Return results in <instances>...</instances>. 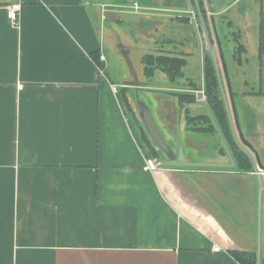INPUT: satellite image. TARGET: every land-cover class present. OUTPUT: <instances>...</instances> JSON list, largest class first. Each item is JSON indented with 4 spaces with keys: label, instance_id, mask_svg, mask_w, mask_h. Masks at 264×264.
Listing matches in <instances>:
<instances>
[{
    "label": "crops",
    "instance_id": "obj_1",
    "mask_svg": "<svg viewBox=\"0 0 264 264\" xmlns=\"http://www.w3.org/2000/svg\"><path fill=\"white\" fill-rule=\"evenodd\" d=\"M104 1L120 4L0 0V264H240L230 251L256 256L258 244L264 264V189L252 170L144 168L101 59ZM237 3L214 6L246 49L245 71L229 66L225 92L239 144L264 166V0ZM127 35L146 53L154 46L137 30ZM185 131L195 162H228L219 150L206 159Z\"/></svg>",
    "mask_w": 264,
    "mask_h": 264
},
{
    "label": "flooded vegetation",
    "instance_id": "obj_2",
    "mask_svg": "<svg viewBox=\"0 0 264 264\" xmlns=\"http://www.w3.org/2000/svg\"><path fill=\"white\" fill-rule=\"evenodd\" d=\"M182 7L169 8L164 4L153 9L159 13L170 12L169 21L191 23L194 29L196 42L193 52L178 40L166 37L164 32L154 30L150 35H143L153 42V47L148 50L147 55L142 57V64L145 65V78L151 82L164 83V92L172 97L177 105V110L181 112L180 120L188 126L193 133L216 132L213 124L219 126L221 134L224 135V141L230 142L228 131H225L223 122L217 117L214 109L213 99L206 92L207 74H212L210 79L215 83V95L220 108H224L220 87L217 76L220 78L222 88L226 91L231 90V79L229 77V66L234 63L235 66L244 70L247 60L245 56V46L238 41V36L233 30V21L230 16L224 12L217 14L214 12V6L221 4L223 6L231 3L233 0H182ZM240 3L235 4L236 6ZM134 11L139 10L136 1H133ZM226 8H229L226 6ZM227 10V9H226ZM171 12H174L171 14ZM142 19V18H141ZM167 20V21H168ZM141 21V20H140ZM137 33L140 34L137 29ZM141 35V34H140ZM187 35V33H186ZM179 37V36H177ZM181 45V46H180ZM192 58V67H190ZM190 55V56H189ZM215 64L218 69L216 73ZM233 64V65H234ZM245 64V65H244ZM245 71V70H244ZM158 72H164V81L162 75ZM209 72V73H208ZM192 76V78L188 76ZM157 79L159 81H157ZM160 89V88H158ZM228 98V97H227ZM205 101L208 111L205 110L201 101ZM198 102L199 108L195 109L194 103ZM193 105V107H192ZM190 108L193 110H190ZM179 120V122H181ZM231 144V142H230ZM228 148V144H227ZM229 150V149H228ZM223 152V148L219 149ZM233 160L245 156L239 150L229 151ZM241 153V154H240ZM240 154V156H238Z\"/></svg>",
    "mask_w": 264,
    "mask_h": 264
},
{
    "label": "water",
    "instance_id": "obj_3",
    "mask_svg": "<svg viewBox=\"0 0 264 264\" xmlns=\"http://www.w3.org/2000/svg\"><path fill=\"white\" fill-rule=\"evenodd\" d=\"M100 6L101 15L98 28H100L102 33V54L106 61H109L111 60V58H113L118 62L121 73H119L118 86H116V89H126L125 95L128 104L130 105L131 111L136 121L138 122L139 127L145 134L150 146L157 154V157L154 159L158 162V165L180 169L207 166L234 168L236 166V162L233 160L227 148V144L223 138L224 135L221 134L220 128L216 124H213V128L214 130H216L217 134L220 135V138L224 143V147L222 146L223 154H225L226 158H228V162H195L194 159H192L193 155L188 156L185 146L187 140L185 130H189L188 126H186L183 122L173 127L171 125H168V122H166V120L162 117L160 113L161 106L158 105V102H156L153 96L154 94L152 93V91L154 92L156 90H159L158 84H153L152 82L147 80L144 75V64H142L141 59L143 56H145V54L147 55V53L144 48L141 49L139 44H134V39L131 36L127 35L129 34L130 29H128L127 27L120 28L116 23L118 21L128 22L129 18V21L136 20V17L134 18V15L136 13H134L132 4L125 3L121 5L113 3L112 1H104L100 2ZM226 6H228V4L223 7L226 8ZM141 11L138 10L137 12H157L155 10ZM126 14L130 15V17L126 18ZM138 20L139 18H137L136 21ZM132 30L135 32L137 29ZM118 31H120L119 36ZM115 32L116 34H118L115 35ZM215 69L216 73H218L216 64ZM217 79L220 87V94L224 106L225 117L227 119V125L231 132V139L234 141L235 146L238 147L247 156V159L251 165L250 170H252L256 175V179L258 181V192L259 195H261L264 189L262 177L264 175V166L260 164L258 158L255 156V153H249L239 144V141L237 139L238 125L236 124V118H234L235 108L233 96L231 94H226L225 90L221 86L219 76H217ZM159 85H161L159 88H167L163 84ZM201 103L204 106L205 110L208 111L206 102L203 100L201 101ZM193 105H196L194 107L195 109H197V107L199 106L198 102L194 103ZM175 106L176 104L173 103V107ZM190 110H193V108H190ZM211 145L215 150H217L215 147L216 143H213ZM256 264H260L259 244L257 247Z\"/></svg>",
    "mask_w": 264,
    "mask_h": 264
},
{
    "label": "rangeland",
    "instance_id": "obj_4",
    "mask_svg": "<svg viewBox=\"0 0 264 264\" xmlns=\"http://www.w3.org/2000/svg\"><path fill=\"white\" fill-rule=\"evenodd\" d=\"M133 1H136L137 5L140 7L139 8L140 11L141 10L142 11L154 10L153 7L157 8L158 6H163L164 4L166 6H170V8H179V7H182V2H183L182 0H118V2L121 5L125 3L132 4ZM244 5H246V0H242V3L236 6V8L238 9L241 6L243 7ZM146 13H150V12H146ZM173 13L174 12H171V14ZM162 15L165 18L151 16V17L142 18L141 21H136V20L129 21L130 15L126 14L125 15L126 18H129L128 22L119 21L116 23L119 25L120 28L127 27L130 30L138 29L141 35H150V33H153L155 29L158 32L161 31V32H164L165 34L167 33L165 35L166 37L171 36L172 39L178 40L179 43H181V45L186 46L187 48L191 50V52H193L196 42L195 41L193 42L192 39L196 38V35L194 33L193 27L191 26V23L190 22L187 23V22H179V21L178 22L169 21L168 15H170V12H166L165 14H162ZM147 39L148 41H150L149 38ZM193 56L194 55L192 54V56L189 57L190 58L189 60L191 61L190 67H192ZM104 61L105 63L107 62L108 64V66L106 65L107 66L106 73H107L108 78L111 80V82L115 83V86H117L116 85L118 83L117 78L119 77V73H121L118 62L115 61L113 58H111V60L109 61L108 60L107 61L104 60ZM252 72L254 73V70ZM158 73L162 75L161 76L163 77L162 81H164L165 79L164 72H158ZM157 81L159 80L157 79ZM152 83L158 84V88L161 86L159 85L161 84L160 81L152 82ZM152 93L154 94L153 96L156 102H158V105L161 106L160 113L162 117L166 120V122H168V125H171L174 127L177 124V122L178 124H180L178 120H180L181 112L177 110V105L173 107V103H175L176 101L172 98L174 96L166 95V93L164 92V88L162 87L159 90H156L154 92L152 91ZM197 108H199V106ZM128 118L130 119V122L132 123V127L135 132L134 134L137 140L139 139L140 143L144 145L143 142L141 141V138L139 137L140 135L139 130L138 128H136L135 124L133 123L134 120L131 117V114L129 113H128ZM193 134L194 135H192L193 138L190 139L191 140L190 143L193 142L194 145L198 146L200 148L201 155L206 157V159H211V158L214 159L218 155L219 151H215V149L212 147L211 144L216 143L215 147L217 150L222 148V146L224 147V143L222 139L220 138V135L217 134V132H213V133L207 132L206 134L204 133H193ZM237 150L241 151L238 147H237Z\"/></svg>",
    "mask_w": 264,
    "mask_h": 264
},
{
    "label": "trees",
    "instance_id": "obj_5",
    "mask_svg": "<svg viewBox=\"0 0 264 264\" xmlns=\"http://www.w3.org/2000/svg\"><path fill=\"white\" fill-rule=\"evenodd\" d=\"M92 58L94 59L95 62H97L100 66H102V63L99 62L100 54H99L98 50L95 51L94 53H92ZM144 71H145V65H144ZM207 76H208L206 78L207 80L205 81L206 85H207L206 86L207 95L210 96L213 99L214 106H215L214 109H216L215 113L217 114V117L220 119V122L221 121L223 122V124L225 126L224 127L225 131H226L227 128H228V125H227V119L225 117L224 108H220L219 102L217 101L218 99H217V97L215 95V90H216L215 89V83H214V81H212L210 79V77H212V74L209 73V74H207ZM125 91H126L125 88H119L117 90V96H118V99H119L123 109H124L125 114L127 115V118H128V113L131 114V117L134 120L133 123L135 124L136 128H138L139 134H140L139 137L141 138V141L143 142L144 145H142L140 143L139 139L137 140V142H138L142 152L144 153V155L147 158H156L157 157L156 152L150 146L145 134L143 133L142 129L139 127L138 122L136 121V119H135V117H134V115H133V113L131 111L130 105L128 104V101H127V98H126V95H125ZM128 120L130 121L129 118H128ZM130 126L132 128L133 133H135L131 122H130ZM134 136H135V134H134ZM240 154L238 156H240ZM235 160H236V164L238 165V167L240 169H242V170H250L251 169V165H250L247 157L242 156V157L236 158ZM230 254L240 264H256V256L253 253L246 252V251H243V250H231Z\"/></svg>",
    "mask_w": 264,
    "mask_h": 264
},
{
    "label": "built area",
    "instance_id": "obj_6",
    "mask_svg": "<svg viewBox=\"0 0 264 264\" xmlns=\"http://www.w3.org/2000/svg\"><path fill=\"white\" fill-rule=\"evenodd\" d=\"M20 9H21V4L18 1L12 2L7 6V17L13 26H18ZM101 59L105 60L103 55H101ZM113 90L117 91L116 86L113 87ZM158 167H159L158 162L154 158L146 159L144 165L145 169L154 170ZM219 249H220L219 245H216L214 247L215 251H218Z\"/></svg>",
    "mask_w": 264,
    "mask_h": 264
}]
</instances>
